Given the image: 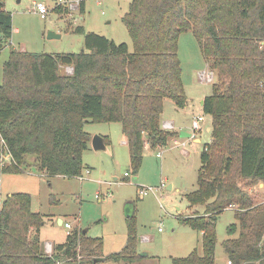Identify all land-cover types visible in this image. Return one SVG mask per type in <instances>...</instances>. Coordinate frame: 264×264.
I'll list each match as a JSON object with an SVG mask.
<instances>
[{
  "label": "trees",
  "instance_id": "16d2710c",
  "mask_svg": "<svg viewBox=\"0 0 264 264\" xmlns=\"http://www.w3.org/2000/svg\"><path fill=\"white\" fill-rule=\"evenodd\" d=\"M85 5L81 0L82 12ZM54 9L65 11L61 4ZM123 21L133 51L81 25L75 28L85 33L78 53L11 49L0 83V138L14 162L3 171L24 172L31 155L46 175L82 176L91 140L85 123L93 120L122 124L131 169L138 173L146 147H165L180 135L162 127V115L167 99L178 108L188 103L178 52L180 35L191 30L218 81L203 102L212 116V139L201 155L198 187L186 194L191 206L204 211L183 218L202 233L203 250L173 257V264H216L217 224L230 205L237 222L222 243L228 261L264 264V203L247 189L264 185V0H132ZM13 31V16L0 0V49ZM62 64L72 65L73 73H60ZM44 224L30 193L9 194L0 208V264H94L98 258L145 256L137 252L132 224L123 249L107 256L100 255L103 239L84 229L70 231L45 255Z\"/></svg>",
  "mask_w": 264,
  "mask_h": 264
},
{
  "label": "rangeland",
  "instance_id": "374dc122",
  "mask_svg": "<svg viewBox=\"0 0 264 264\" xmlns=\"http://www.w3.org/2000/svg\"><path fill=\"white\" fill-rule=\"evenodd\" d=\"M38 1L48 7L45 18L35 10ZM71 1L5 0L6 9L13 16L14 31L12 38L3 42L0 49V83L12 48L35 53L82 51L85 33L75 31L79 25L85 32L94 31L117 43L126 42L129 51L134 50L132 37L123 21L132 0H85L83 12L80 7L72 9ZM57 4L63 5V13L54 9ZM50 32L60 36L49 38ZM178 53L189 94L188 104L181 108L185 110H178L172 101L166 100L163 117L174 120L176 127L183 125L184 130L192 132L196 118L204 116L205 120L199 122L202 130L196 131L199 141L179 135L180 141H187L186 152L174 141L155 150L146 147L140 170L135 174L122 124L87 121V131L94 135L109 134L110 142L105 149L90 148L83 152L82 177L46 175L39 171L34 156L27 155L24 172H2L0 169V208L9 194L30 193L33 211L42 213L46 221L41 239L51 241L52 249L56 244L53 242L63 240L67 231L87 229L89 236L103 239L102 256L121 251L128 240L129 225L136 227L137 252L145 256L134 261L98 258L94 264H173V257L187 256L195 248L202 253V233L183 218L204 211L203 207L191 206L186 194L198 187L201 155L204 145L211 141L207 128L212 125V116L205 113L200 96L212 93L218 75L209 67L191 30L180 35ZM210 70L214 72V80H201L200 73ZM60 73L72 74L73 66L62 64ZM159 152L162 157L158 156ZM143 188H152V191L142 197L140 190ZM248 188L257 202L264 203V187L257 184ZM58 218L69 222L72 228L60 224ZM234 222L237 218L233 209H226L219 217L216 264H228L222 243L228 237L229 225ZM46 249L42 243V253L53 254L54 250L50 253Z\"/></svg>",
  "mask_w": 264,
  "mask_h": 264
},
{
  "label": "built area",
  "instance_id": "2783aa9c",
  "mask_svg": "<svg viewBox=\"0 0 264 264\" xmlns=\"http://www.w3.org/2000/svg\"><path fill=\"white\" fill-rule=\"evenodd\" d=\"M64 2H66V0H57V3H64ZM69 5L72 9H78L79 5H80V0H73L70 2ZM35 10H37V12L40 13L41 16L44 18L46 17V15L49 11L47 5L42 1H38L35 3ZM200 79L203 81L212 82L214 80V72L212 70H210L208 72H201L200 73ZM204 120H205V118L202 115L196 118L195 128H193V131H192V133H193L192 137L196 136V130L199 128V122L204 121ZM162 127L165 130H172L174 128V123L171 120H166L163 122ZM181 145L183 146V151L186 152V148H185L186 142L185 141L182 142ZM158 156L162 157V153L159 152ZM12 162H14V159H13L11 151L9 150L5 140L3 138H0V169H1V171H3L4 166L11 164ZM126 175L128 176L129 174L126 173ZM150 191H152V188H143L140 190V195L142 197H144ZM232 208H235V205H230L229 209H232ZM65 226L68 229L72 228V226L69 222H66ZM160 230H161V228H160ZM145 238H148V237H145ZM45 245L47 248L46 250L48 252L52 253V250H54V249H52L51 242L47 241ZM50 246H51V248H50ZM80 258H81V256L79 255L78 259H80ZM228 263L232 264L231 261H228Z\"/></svg>",
  "mask_w": 264,
  "mask_h": 264
},
{
  "label": "crops",
  "instance_id": "0c3cea01",
  "mask_svg": "<svg viewBox=\"0 0 264 264\" xmlns=\"http://www.w3.org/2000/svg\"><path fill=\"white\" fill-rule=\"evenodd\" d=\"M183 82H184V86H185V90H186V94H187V96H188V99H189V94H188V90H187V86H186V84H185V81L183 80ZM208 94L207 93H202V95L200 96V99H201V104H202V107H203V102H204V99H205V97L207 96ZM167 101H172V100H170V99H167ZM173 102V101H172ZM174 103V102H173ZM188 104V103H187ZM174 105H175V103H174ZM187 106V105H186ZM185 106V107H186ZM177 107V106H176ZM184 107V108H185ZM177 109L178 110H185V109H181V108H178L177 107ZM163 115H164V112H163ZM163 115H162V125H163V122L164 121H166L165 119H164V117H163ZM167 120H170V119H167ZM173 123H174V128L172 129V130H174V131H178V130H184V127H183V125H181V126H178V127H176V122L174 121V120H171ZM211 124H212V122H211ZM201 127V126H200ZM211 127L212 126H210V127H208L207 129H208V131H210L211 132ZM176 128H178V129H176ZM197 130H202L201 128L199 129H197ZM196 130V131H197ZM179 131V132H180ZM89 132V131H88ZM90 133V135H91V140H90V142H89V148L88 149H90V148H93V146H92V137L94 136V134L93 133H91V132H89ZM101 134V136H103L104 137V142H105V145H106V148H107V146L109 145V142H110V137H108L109 136V134L107 135V134H105V133H100ZM196 135H197V132H196ZM193 139H195V140H197V141H199V139L195 136V137H193ZM211 139H212V135H211ZM126 143H127V141H126V138H125V140H124ZM171 141H174V143H176V145L177 146H181V144H182V142H184V141H180V137L179 136H176V137H172L170 140H169V143L171 142ZM185 142H186V145H187V141L185 140ZM168 143V144H169ZM128 145V144H127ZM186 148V147H185ZM187 151V150H186ZM162 153V152H161ZM82 176H80V178H81ZM259 187H261V188H263L264 186H263V183H260L259 184ZM58 220H62V218H58ZM45 223H46V221H45ZM65 221H63L62 220V223H60V224H64L65 225ZM41 230H42V228H41ZM41 230H40V239H41ZM87 230V229H86ZM87 232H88V230H87ZM89 233V232H88ZM67 234H68V231L66 232V236H65V238L63 239V240H61V241H56V242H53V243H56L55 244V246L57 245V244H61V243H63V242H65L66 241V238H67ZM41 241H42V243H44V245H45V242L46 241H43L42 239H41ZM49 242H51V241H49ZM54 245V244H53ZM229 264V263H228Z\"/></svg>",
  "mask_w": 264,
  "mask_h": 264
},
{
  "label": "water",
  "instance_id": "95a60500",
  "mask_svg": "<svg viewBox=\"0 0 264 264\" xmlns=\"http://www.w3.org/2000/svg\"><path fill=\"white\" fill-rule=\"evenodd\" d=\"M48 36H49V38H54V37H59L60 35L50 32ZM192 135H193L192 132H188L186 130H181L180 131V136L181 137H192ZM92 146L96 150L105 149L106 148V145H105V142H104V137L101 136V135H99V134H95L92 137ZM129 217H132V215H128V218ZM59 223H62V220H59ZM84 232L86 233L87 230L85 229Z\"/></svg>",
  "mask_w": 264,
  "mask_h": 264
}]
</instances>
